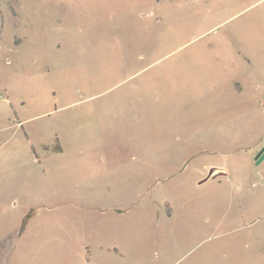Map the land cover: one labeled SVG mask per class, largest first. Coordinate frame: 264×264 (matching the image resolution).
I'll return each mask as SVG.
<instances>
[{
    "label": "rangeland",
    "instance_id": "obj_1",
    "mask_svg": "<svg viewBox=\"0 0 264 264\" xmlns=\"http://www.w3.org/2000/svg\"><path fill=\"white\" fill-rule=\"evenodd\" d=\"M240 3L0 0V85L50 82L58 108L0 190V264H264V33Z\"/></svg>",
    "mask_w": 264,
    "mask_h": 264
},
{
    "label": "crops",
    "instance_id": "obj_2",
    "mask_svg": "<svg viewBox=\"0 0 264 264\" xmlns=\"http://www.w3.org/2000/svg\"><path fill=\"white\" fill-rule=\"evenodd\" d=\"M235 1V0H234ZM240 4L233 7V16L239 15L242 11L250 8L252 5L261 3V7L256 12V15H260L258 20H255L259 28L264 33V0H239ZM244 6V8H241ZM264 39V38H263ZM249 39H245V43H251ZM261 63L264 64L263 60ZM50 75L52 71L49 72ZM30 77L21 78L20 76L10 79V82L6 81L0 85V190H10L13 187V183H21V189H26L25 185H22L24 180L18 182V176L21 175L18 172L25 169L29 163H38L41 159V150L36 146V140L34 137H41L37 128L41 127L39 120H49V125L53 127L55 125V115L57 114V107L54 104V96L56 91H52L50 82L45 83ZM50 81V79H49ZM260 99L264 96V83L260 85ZM263 90V91H262ZM249 91H253L249 89ZM256 108V106H255ZM58 125V124H56ZM55 127V126H54ZM54 132L51 133L52 139ZM40 144H44L40 140ZM264 143L262 144V147ZM42 148H46L43 146ZM149 161H152L151 166L153 169L160 170L165 165V161L168 160V156L165 154H156L149 152L146 157ZM89 164L87 167H92L94 170L100 168L102 170L99 174L101 176H112L123 165L120 162L115 163L112 161H121L119 155H110L102 159L96 160L94 155H87L85 158ZM163 160V161H162ZM95 161V162H94ZM102 161V162H101ZM112 163H108V162ZM105 168V169H104ZM213 169V174L209 176L210 171ZM99 170V171H100ZM209 173L200 181L203 182L210 177H217L226 175V169L224 167H212ZM25 177L28 176L27 170L22 173ZM102 193L106 192V188L102 189ZM24 222L27 223L26 227L32 222V219L28 223L27 217L24 218ZM22 234V231H20Z\"/></svg>",
    "mask_w": 264,
    "mask_h": 264
},
{
    "label": "water",
    "instance_id": "obj_3",
    "mask_svg": "<svg viewBox=\"0 0 264 264\" xmlns=\"http://www.w3.org/2000/svg\"><path fill=\"white\" fill-rule=\"evenodd\" d=\"M261 156L262 158L264 157V146L263 148L260 150L258 157ZM213 169L210 171L209 176L213 174Z\"/></svg>",
    "mask_w": 264,
    "mask_h": 264
},
{
    "label": "built area",
    "instance_id": "obj_4",
    "mask_svg": "<svg viewBox=\"0 0 264 264\" xmlns=\"http://www.w3.org/2000/svg\"><path fill=\"white\" fill-rule=\"evenodd\" d=\"M2 95H0V97H1Z\"/></svg>",
    "mask_w": 264,
    "mask_h": 264
}]
</instances>
